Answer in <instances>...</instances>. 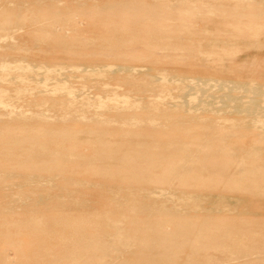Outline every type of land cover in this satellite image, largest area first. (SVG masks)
Returning <instances> with one entry per match:
<instances>
[{"label": "rangeland", "instance_id": "rangeland-1", "mask_svg": "<svg viewBox=\"0 0 264 264\" xmlns=\"http://www.w3.org/2000/svg\"><path fill=\"white\" fill-rule=\"evenodd\" d=\"M0 62V264H264V125L189 89L209 78L218 109L217 82L264 88V0H0ZM32 181L74 203L5 210Z\"/></svg>", "mask_w": 264, "mask_h": 264}, {"label": "bare ground", "instance_id": "bare-ground-1", "mask_svg": "<svg viewBox=\"0 0 264 264\" xmlns=\"http://www.w3.org/2000/svg\"><path fill=\"white\" fill-rule=\"evenodd\" d=\"M0 63H2V65L0 64L1 65L0 66L1 69H4V70L5 69L10 70L11 68L15 69L10 64H6V63L3 64V62H0ZM27 65L29 66V64H27ZM27 65L26 64L23 65V66H20L19 65V66H16V67L23 69V68H25L24 66L28 67ZM33 67H34V65H33ZM176 74H174V75H176ZM178 74H177V76H172L173 77L172 79L173 80L174 79H176V80H183V78L186 77V76H184L182 78V77H180L182 75L178 76ZM3 76H1V79L2 80H9V81H12V82H15L13 80L22 81L24 79V74L21 75L19 73L18 74H11V75L8 74V73H6ZM167 76H169V75H167ZM164 78H165V75H163V77L162 76L161 77L158 76L156 78L157 80H159L158 83L160 84V86H164L165 85V82L164 81H167V78H165L166 80ZM168 78L171 79L170 76ZM173 80H170V81H173ZM176 80H174V81H176ZM129 85L130 86L131 85L134 86L135 84L132 83L131 81H129ZM215 85H216V88H222L223 89V92H221L218 95L219 98H220V101H219L220 102V107L218 109L208 108L210 106L209 105L210 103L208 102L209 100L207 101V99H208L207 96H210L208 94V90L211 89V87H212V84L210 83V79L209 78H206V77L201 76L199 78H196L195 81L192 82L189 85V89L190 90H193V91H196L197 94H198L197 95L198 96V101L196 103V107L199 108V109H201L200 111L198 110L199 112H201V111H207V112H210V111L218 112L219 111L220 112V111H222L223 108H225L227 106H229V107L231 106L230 107V110L231 111H233V112L234 111L235 112H239L240 114H246L247 117H249V116L250 117L251 116L253 117V115L260 116V121L264 125V120L261 119V117H262L261 114L264 112V106L262 104H260L261 101H264V100H262V98L264 96V88H262L259 85L246 84V83H243L242 84V83L233 82V81H221V82L215 83ZM136 87L139 88L138 85H136ZM144 88H147V87H143V89ZM238 88H241L247 94V95H245L247 98L244 99L243 96H240V94L238 95V94L234 93V91L236 89H238ZM18 100H20V99L18 98ZM92 100H94V99H92ZM151 100L152 99H149L148 98V106H149V108H147V109H150L149 112H152V110H153V111H156V113H158V112L159 113H164L163 109L164 110H167V108L164 107L161 102H156V101H151ZM15 101H17V100H15ZM22 101H25V100H22ZM135 101H136L135 103H134V101L133 102L131 101L127 106L119 104V101H118L116 103H114V102L113 103H110L109 102V103L103 104L101 107H106L105 109H111L112 108L115 111H119V110L120 111H125L127 109L129 110L130 108H132V109L134 108L135 112L138 111V110H140V113L141 112L142 113H146L145 111L147 109L146 108L144 109V108H141L140 107L141 99L140 100H135ZM17 102H21V101H17ZM87 102L90 103L91 101L89 102L88 99H87L86 103ZM65 103H66L65 104V108L66 109L68 108V106L70 108L73 105L71 102H69V99ZM81 103H83V102H81ZM84 103H85V100H84ZM84 103H83V105H85ZM91 103L94 104L93 102H91ZM183 103H184V100L182 102V105H184ZM139 107H140V109H139ZM171 107H174V106H171ZM184 108L185 107L183 106V109ZM122 109H124V110H122ZM178 109H179V107H178ZM180 109H182V108H180ZM196 109H195V111H196ZM69 110H71V109H69ZM188 110L190 111V109H188ZM188 110H187V112H188ZM195 111H194V113H196ZM165 113H166V111H165ZM186 115H187V113H186ZM188 118H190V117H188ZM250 121H252V120H250ZM246 122L248 123L249 120L246 121ZM246 122L244 123V125L247 124ZM241 124H242V122H241ZM34 181L21 184L22 189L15 190L13 194L11 193L9 195V197H11V198L9 199V197H8V199L6 200L7 203H6V206L4 207V208H6L5 210H8V211L9 210L10 211H15V210L17 211L18 209H20V210L21 209L26 210L25 209L26 207H30L31 208L30 211H34V213L35 212L37 213V211H40V209L37 208L38 205L45 206L46 204H48L49 206H56V207L62 208V207H70V205L72 203H74V201L71 200V199H69L67 197V195L65 197L58 195V192H61V193H65V192H68V191L70 192L72 190V188L70 187V185H66L63 182H60L59 184H57L56 182L41 183V182H34ZM17 185H15V186H17ZM53 186H54V188H52ZM91 186H93L94 188L97 189L96 190V193H97L98 197H100V198H104L105 197L104 195H107V194L108 195L109 194H112V193L115 194V192L113 191L114 189L113 190L110 189L109 191H107L106 190V187L105 188H101L100 184H98V183H92ZM17 187H19V186H17ZM31 191L33 192L32 195H30V193H28V192H31ZM116 191H117L116 193L118 195H121V196L124 197V199L121 200L120 202H123L126 206H129V207H137L138 206L141 211H144V212H146L148 214H160V215H162V214H170V213H174V214L176 213L177 214L178 213V212H176V210H173L171 208H166V207H164L162 205L155 204V201L148 202V203H145V202L142 201L143 205H140L138 202H136V198L132 194L131 190L129 191L126 188L116 187ZM15 194H17V195H15ZM132 196H134L133 199H132ZM93 202L94 201H90V199H88V198L86 199V203H87L86 205L87 206L88 205H92ZM182 203H183V201H182ZM30 211H29V213H31Z\"/></svg>", "mask_w": 264, "mask_h": 264}]
</instances>
